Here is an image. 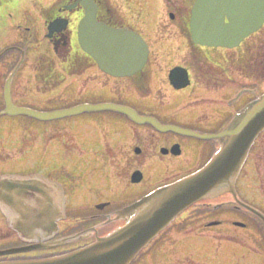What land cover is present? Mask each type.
<instances>
[{"label": "rangeland", "instance_id": "rangeland-1", "mask_svg": "<svg viewBox=\"0 0 264 264\" xmlns=\"http://www.w3.org/2000/svg\"><path fill=\"white\" fill-rule=\"evenodd\" d=\"M43 1L45 6H49L54 0ZM182 1L169 0L171 10L168 13L173 14ZM119 8L125 13L123 17L127 24L141 34L157 58V64L153 68L152 94L148 98L139 97L133 88L118 92V80L107 77L98 68H94L80 77L67 76L62 89L54 92L58 94L61 91L58 97L54 94L42 97L43 94L35 93L37 96L30 97L33 101L20 102L14 99L15 105L37 111H52L70 108L75 104L109 102L107 97H111L110 102L134 108L141 115L149 113L162 124L199 133L218 134L251 100L246 95L237 104L229 105L240 91H256L259 96L264 94V83L246 80L233 68V74L230 72L235 85L222 91H207L198 86L195 80L188 88L173 89L166 71L183 60L187 43L181 36H174L167 41L159 38V32H168L165 27L160 29L162 25L169 26L166 0H119ZM11 33L13 37L7 39L8 42L16 40V27ZM246 50H251V57L256 60L253 63V71L256 73L257 63L261 67L264 63V31L250 40ZM236 56L235 51L225 53L226 59ZM25 92L29 94L32 91ZM113 92L118 97L115 98ZM2 96L0 109L4 104ZM136 132H140L144 141L147 140V128L136 127L125 117L109 112L83 114L49 122L35 121L26 116H2L0 177H29L39 174L58 182H70L75 197L66 205L68 215L74 221H81L94 214H101L96 212V208L104 203L118 201L124 204L134 198L140 200L165 180L184 178L198 166L201 158L204 162L202 164H206L216 146L215 142L182 139L184 150L180 157L148 159L141 167L144 182L129 185L125 175H121L135 145ZM257 145L236 184L240 201L264 215V178L259 177L255 166V157L264 156V136ZM228 200L230 197H224L213 203H224ZM202 206L204 204H199L196 208H203ZM111 211L112 208H107L102 214L106 215ZM190 212L180 217L142 255L145 256L148 251L155 249V253L163 254L167 264H181L188 259L197 264H213L218 259L222 264H235L239 261L242 264H264V224L255 215L243 209L226 207L215 214L223 225L202 228L197 224L200 220L198 213ZM232 223H243L247 228L235 231ZM114 225L118 227V224ZM3 226H0V251L17 246L16 240L6 239L9 230L7 226ZM111 230L107 226V231ZM105 231L106 229L102 230L103 233ZM229 237L238 240L246 238V246L226 241L225 238ZM183 264L192 263L187 261Z\"/></svg>", "mask_w": 264, "mask_h": 264}, {"label": "water", "instance_id": "water-1", "mask_svg": "<svg viewBox=\"0 0 264 264\" xmlns=\"http://www.w3.org/2000/svg\"><path fill=\"white\" fill-rule=\"evenodd\" d=\"M85 17L79 25V42L83 51L95 59L100 69L116 78L132 77L143 71L149 48L142 37L128 29H114L97 20L94 0H82ZM264 26V0H197L191 16V35L196 45L206 48L235 49ZM56 30V25L51 27ZM187 70L175 69L171 84L178 90L190 85ZM12 75L5 87V110L0 116H27L39 121H54L84 113L114 112L127 116L138 125H151L161 133L173 132L200 140L215 141L219 149L210 162L192 176L161 187L134 205L122 209L117 220L126 221L123 228L99 239L95 244L65 256L0 264H131L180 215L193 205L234 194L236 182L252 146L264 133V95L247 105L220 134L208 135L174 126H164L156 119L139 115L135 110L115 104L80 105L55 112H37L18 108L12 102ZM175 152V155H178ZM133 183L142 181L141 173ZM244 206V205H242ZM246 207V206H244ZM104 208V207H102ZM264 220V216L246 207ZM0 209L9 228L30 247L0 251V257L35 250L57 248L82 237L52 242L59 233V222L65 220L62 189L41 177L0 178Z\"/></svg>", "mask_w": 264, "mask_h": 264}, {"label": "flooded vegetation", "instance_id": "flooded-vegetation-1", "mask_svg": "<svg viewBox=\"0 0 264 264\" xmlns=\"http://www.w3.org/2000/svg\"><path fill=\"white\" fill-rule=\"evenodd\" d=\"M95 2L98 5V20L100 22L114 28H131L125 23L124 14L116 1L95 0ZM82 17H84V8H82L81 0H54L49 6H45L43 0H0V96L4 94L6 81L16 70L17 72L12 82V95L13 101L16 99L20 102L33 101L30 97H35L37 96L36 94H43L42 97L44 95L50 97L53 94L57 96L60 91L58 94L54 92L62 89L61 86L67 76L80 77L87 74L91 69L98 68L100 70L94 59L82 52V48L79 46L77 27ZM181 17L179 13V18H175L176 20L172 24V27L176 28V30L177 28L180 30L184 29V25L180 23ZM51 24L56 25V30H51ZM15 27L17 29L16 40L8 42L7 39L10 40L13 37L11 30L15 29ZM156 64L157 58L151 56V60L141 73L130 79L118 80L117 90L126 92L127 88H133L139 97L146 98L147 96H142L140 91L146 88L151 90L153 68ZM178 66L187 68L185 63ZM26 90L32 92L28 94V92H25ZM113 93L115 98L118 97V94ZM246 95L255 97L251 94ZM107 98L112 101L111 97ZM76 102H81V100H76ZM143 128L148 129V138L144 141L138 133L135 136V145L130 152V157H132L130 159L132 160L131 164H129L130 166L139 165L140 167L144 161L146 162L153 157H159L161 160L170 157L176 158L174 156L175 152L182 155L184 150L182 139L187 138L172 134H159L151 127ZM140 159H143L142 163ZM202 163L203 158L199 161L198 166ZM61 183H63L64 187L65 185L69 187V183L66 181ZM162 185L165 184L163 183ZM74 195L75 193L70 189L66 194L67 201L72 200ZM232 201L220 204H205L204 207L202 206L203 214L198 217L200 220L197 224L201 225L202 228L223 225L224 223L217 220L215 214L226 207H234V204L226 205L232 203ZM117 202L112 203V205L114 204L113 207L112 205L109 206L113 211L106 215H103L100 211H96L101 214H94L92 217L81 221H74L68 216L67 220L60 224V234L55 238L56 240L62 239L88 231L85 235L86 240L75 244L72 243L68 247L53 251L22 255V258L38 259L52 257V255L57 256L70 253L93 244L98 238L105 235L102 230L106 227V223H111L110 225L117 223L114 221L116 218L115 213L119 209L132 204V200L131 202H124L123 206L120 205V202ZM232 227L235 231L247 228L243 223H232ZM225 239L237 245L246 246V238L238 240L229 237ZM21 245L23 244L21 243ZM163 257L161 253H155L154 249L153 251H148L145 256L134 261L133 264H166V260ZM212 263L222 264L219 259ZM238 263L242 264L241 261L235 262V264Z\"/></svg>", "mask_w": 264, "mask_h": 264}, {"label": "trees", "instance_id": "trees-1", "mask_svg": "<svg viewBox=\"0 0 264 264\" xmlns=\"http://www.w3.org/2000/svg\"><path fill=\"white\" fill-rule=\"evenodd\" d=\"M193 1L195 0H185L184 3V7L181 11L182 16L184 17V20L182 21L181 24H183L186 28V31L183 29V34H185V36H189V32H188V22H189V17H190V9L191 6L193 5ZM188 34V35H187ZM211 56V53H204L202 52L198 47L194 46L192 43L190 44L189 47V53L188 56L186 58L185 64L187 65V67L192 70L195 73V76L198 80V82L202 85H204L206 88L208 89H219L224 87L227 84V81L224 79L223 75H222V71H218L215 70L211 65H209V61L208 58ZM255 63L256 60L255 58H251L249 57L248 59H246V61L244 60V56L242 58H239L237 60V64L238 67L246 72L247 74H249V76L251 77H256V79L262 80L264 79V63L262 64V67L260 66V64L257 63L256 65V70H258L256 73H254V66L252 65V70H249L251 72H248L246 70V68H248L249 64L251 63ZM142 96H148L150 94V90L149 89H144L140 91ZM264 160V159H263ZM264 162V161H263ZM264 169V163H263V167Z\"/></svg>", "mask_w": 264, "mask_h": 264}]
</instances>
